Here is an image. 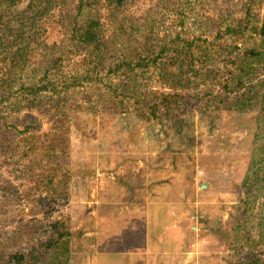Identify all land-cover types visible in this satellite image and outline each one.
I'll use <instances>...</instances> for the list:
<instances>
[{
  "label": "rangeland",
  "instance_id": "374dc122",
  "mask_svg": "<svg viewBox=\"0 0 264 264\" xmlns=\"http://www.w3.org/2000/svg\"><path fill=\"white\" fill-rule=\"evenodd\" d=\"M245 6L246 0H133L120 10L131 23H124L118 34L124 39L134 31L137 48L150 33L156 41L175 34L211 40L215 24L203 33L202 22L241 18ZM253 10L263 16L261 8ZM53 15L44 23L42 37L47 44L62 45L67 41L59 10ZM97 17L103 37L110 39L116 29L109 9L99 7ZM117 41L119 49L123 41ZM68 48L61 69L73 75L83 69L88 49ZM151 80L143 95L170 91L154 74ZM94 100L93 95L70 105L63 118L25 109L11 114L17 132L30 115L40 135L62 125L66 148L57 165L18 158L20 149L14 150L13 141L10 152L0 151V235L28 223L40 239L49 235V223L58 220L73 235L69 264H226L224 235L231 229L232 207L242 197L248 115L227 116L220 110L211 120L193 110L182 115V122L155 121L145 113L136 115L133 100L122 114ZM22 247L15 249L28 251ZM8 252L0 255V264Z\"/></svg>",
  "mask_w": 264,
  "mask_h": 264
},
{
  "label": "trees",
  "instance_id": "16d2710c",
  "mask_svg": "<svg viewBox=\"0 0 264 264\" xmlns=\"http://www.w3.org/2000/svg\"><path fill=\"white\" fill-rule=\"evenodd\" d=\"M132 1L0 0V143H5L0 151L10 152L13 141L14 150L20 149L18 158L59 164V154L66 148L63 126L54 125L51 132L40 135L30 115L31 120L22 121L23 129L17 132L11 114L25 109L63 118L70 105L89 101L93 95L95 102L109 106L115 114L127 113L133 100L136 115L145 113L155 121L182 122V115L193 110L211 120L220 110L227 116L248 115L249 149L239 182L242 197L232 207L231 229L224 235L229 249L226 264H264V0H246L241 18L203 21V33L204 29L212 31L215 24L211 40L175 34L156 41L150 33L139 48L134 31L124 39L118 34L124 23H131L119 13ZM101 6L109 9L116 29L110 39L103 37V24L97 17ZM256 7L261 8L262 17L254 12ZM56 9L67 41L62 45L47 44L42 37L44 23L54 17ZM117 40L123 41L119 49ZM68 47L88 49L83 69L73 75L61 69ZM151 74L170 91L143 95L152 83ZM115 78L119 79L113 82ZM213 88H218L216 93ZM52 183L49 179V188ZM4 235H0V255L9 252L3 264H69L73 235L62 221H51L49 235L40 239L28 223ZM16 246L28 251L20 252Z\"/></svg>",
  "mask_w": 264,
  "mask_h": 264
},
{
  "label": "built area",
  "instance_id": "2783aa9c",
  "mask_svg": "<svg viewBox=\"0 0 264 264\" xmlns=\"http://www.w3.org/2000/svg\"><path fill=\"white\" fill-rule=\"evenodd\" d=\"M201 188H205V185H202Z\"/></svg>",
  "mask_w": 264,
  "mask_h": 264
},
{
  "label": "crops",
  "instance_id": "0c3cea01",
  "mask_svg": "<svg viewBox=\"0 0 264 264\" xmlns=\"http://www.w3.org/2000/svg\"><path fill=\"white\" fill-rule=\"evenodd\" d=\"M150 224H147V226L149 227Z\"/></svg>",
  "mask_w": 264,
  "mask_h": 264
}]
</instances>
